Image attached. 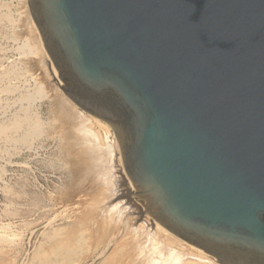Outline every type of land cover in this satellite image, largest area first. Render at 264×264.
<instances>
[{"label":"water","instance_id":"obj_1","mask_svg":"<svg viewBox=\"0 0 264 264\" xmlns=\"http://www.w3.org/2000/svg\"><path fill=\"white\" fill-rule=\"evenodd\" d=\"M63 94L106 122L128 200L264 264V0H27Z\"/></svg>","mask_w":264,"mask_h":264},{"label":"rangeland","instance_id":"obj_2","mask_svg":"<svg viewBox=\"0 0 264 264\" xmlns=\"http://www.w3.org/2000/svg\"><path fill=\"white\" fill-rule=\"evenodd\" d=\"M34 29L27 0H0V264H102L109 253L121 252L124 239L104 237L95 244L86 227L72 261H60L51 252L42 260L37 256L64 241L95 198L92 188L79 191L84 169L91 168L89 151L76 144L73 119L57 107L63 92L50 75ZM100 129L91 125L97 140L89 134L85 144L108 154L101 166L89 170L90 183L106 186L113 203L135 211L132 220L140 222L145 213L137 220L141 213L128 200L120 162L109 151L112 132Z\"/></svg>","mask_w":264,"mask_h":264},{"label":"bare ground","instance_id":"obj_3","mask_svg":"<svg viewBox=\"0 0 264 264\" xmlns=\"http://www.w3.org/2000/svg\"><path fill=\"white\" fill-rule=\"evenodd\" d=\"M32 25L34 26V32L37 35L38 32L33 22ZM38 39L40 41L39 36ZM45 55L47 54L45 53ZM59 105L57 107H59V109L62 107L61 109L63 110L65 116L68 119H73L74 127L71 128L75 129V135L73 133L74 136L72 137H74L73 139L77 141L76 144L81 142L84 144V146L81 144V147H85L83 149L89 151L91 161L90 169L101 166L105 161V157H107L108 151L106 150L105 152V150L101 147L87 145L85 142L89 138V134H91V125H96L108 132L111 130L110 126L106 122L83 110H80L79 107L65 97L64 94L62 95ZM17 123L18 122L16 121V123L13 124ZM32 127L34 128V126ZM92 136L93 132L90 137L92 138ZM112 136L113 140L109 147V151L117 155L118 162H120L122 177L128 186V194H130V192L133 191V185L123 170L118 143L113 132ZM93 138L96 139L97 137L95 138L94 136ZM93 138L91 141H93ZM90 169H84L87 173L83 172L85 174L83 178L81 176L79 179L78 188L81 193L82 191L85 192L89 190L88 188H92L90 191L92 190L94 192L92 193V196L95 198V200H93V206L90 207L87 212H84L85 214L80 219V225H78V227L76 225L71 227L69 234L64 241H56L52 248L48 249V251H43L37 254L41 260L42 258L44 259L45 255L50 252L51 254L53 253L57 256L60 261L68 262L75 259L79 252L78 244L83 240L82 234L84 233V228L86 227L87 229H90L91 237L95 244H97V242L99 244L104 237L111 236L110 238H112V236H121V238L124 239L120 247L121 252L117 250L111 254L109 253L105 259L102 260V264H222L219 260L209 256L207 251L204 249L196 246L184 238L177 236L159 223L155 218L146 212L137 209L136 207H133V209L138 210L137 214L141 213L140 216H137V220H141V215L145 214L144 218L142 217V221L134 222L132 220V215L136 212L131 210V213H128V209H130L129 207L126 209L118 203H113V194L111 192L109 195L110 197L108 196L106 186L98 187L91 185L89 173ZM89 241L90 245H92V240ZM92 247L94 246L92 245ZM100 254H102V251L99 255ZM95 256L96 254H89L91 259H94ZM83 264H85V262Z\"/></svg>","mask_w":264,"mask_h":264}]
</instances>
